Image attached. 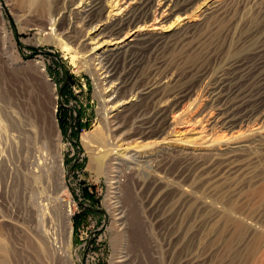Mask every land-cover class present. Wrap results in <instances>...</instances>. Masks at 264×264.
Segmentation results:
<instances>
[{
  "label": "rangeland",
  "instance_id": "1",
  "mask_svg": "<svg viewBox=\"0 0 264 264\" xmlns=\"http://www.w3.org/2000/svg\"><path fill=\"white\" fill-rule=\"evenodd\" d=\"M104 1L106 19L134 2ZM161 4L111 40L78 32L65 0H0V264H264V0ZM107 50L125 96L104 109ZM122 152L137 160L113 186Z\"/></svg>",
  "mask_w": 264,
  "mask_h": 264
},
{
  "label": "bare ground",
  "instance_id": "2",
  "mask_svg": "<svg viewBox=\"0 0 264 264\" xmlns=\"http://www.w3.org/2000/svg\"><path fill=\"white\" fill-rule=\"evenodd\" d=\"M83 1L84 0H65V2L68 5L67 12H68V17L71 20L70 21L71 24H73L75 29L76 28L78 29V30L76 29L78 32H83V33L87 29H91L93 27L96 28L98 25H100L99 26V32L96 35L97 38H100V37L101 38H110V39L112 38L111 40H113V39L120 38V36L124 32L132 30L134 27L139 25L142 21L144 22V20H146L150 16V14H153V13L157 12L158 5H160L161 2L163 4V7L168 11V16L167 17H170V16L172 17L174 14H176V12L182 11L183 8H185V7H193L196 3H198L199 0H134L133 5H132V7L130 8V10L128 12H125L120 17L107 18V19L104 18V16H103V11L105 9V1L104 0H88V1H85L84 4L81 5V3H83ZM76 4H78L80 6L76 7ZM217 7H218V3L217 2H213V1L209 2L207 8L202 11V14H201L202 15V19L204 17H206L207 15H208V19H209L211 17V15H213V13L215 12ZM138 35H135V34L132 35L133 36L132 39L130 41H128L124 45V48H128L129 49L131 47L136 46L137 43H139L142 40V38H143V37L142 38L139 37ZM83 37H84V35L82 36V38ZM82 45L87 46L85 39L82 40ZM98 56H99V58H98L99 64L101 65V68H102V71H103V74H104L103 82L105 84H112V85H110V87H112L110 94H108V93L105 94V92L102 93V98L103 99L102 98L101 99H102V102H103V108L105 109L108 106L109 103H114V101L117 100V99H119V101H121L122 98H124V96H125V94H124L125 86L123 85V82H118L120 80V77H119L120 74L117 71L116 65L110 61L111 60V58H110L111 57L110 50L109 51L108 50L107 51H102V53H99ZM130 77H131V80L133 81L132 83H130V84H132V88L133 89L137 88L136 85L139 84V83H137L138 79L136 77H133V75L129 76V78ZM216 83H218V82L216 81L215 85H216ZM155 85H156V83H155ZM148 88L150 89L147 92L148 94H150L153 90H155V88L153 86L149 87V85H148V87L145 88V89H148ZM216 89H217V86H216ZM142 99H143V97H142ZM177 104H178V102H177ZM103 117H104V120H106L108 126L110 127V129H109V133L110 134L114 133V136H117V134L120 133V134H118V137H117L118 139L116 140V143H117V141L126 143L130 139V137H132V135H134V132L130 133L128 131H122V129L125 128L124 127V120H120L121 117L123 118V116L118 115V113H115L114 115L113 114L110 115V113L106 112V113H103ZM51 119H53L52 121L54 122V127L56 128L54 117H51ZM174 120H175L174 118H173L172 121H170V119H169L168 123L166 121V125H165L164 129L161 130L162 129L161 128L159 133H162V134L166 133V129L173 124ZM231 122H234V121L231 120ZM235 122L232 123V124H235ZM158 124L160 125V123H158ZM140 127L142 128V126H140ZM261 129H263V128H261L259 125L256 124L254 130L255 131H261ZM144 133H146V131L142 130V132L140 131L139 134H144ZM147 133H149L148 130H147ZM135 135H136V133H135ZM238 135L239 134H237L235 136H230L229 138L224 137L225 139L223 141H227L228 139L229 140H234V138L239 137ZM114 136H112V137H114ZM242 136H240V138ZM114 140H115V138H114ZM114 145L116 146V144H114ZM119 147H120V145H119ZM240 147H243V146H240ZM122 155L123 156H118V157L114 158L115 161L113 163L110 162L107 165V170H108V173H109L108 178L110 179V181H112L110 184L113 185V186H114V184H119L120 181L117 178L121 174H123L124 165L129 166L130 165L129 161L130 162H132V161L136 162V160H137L136 155L134 153H132V152H128L127 155H126V152H122ZM118 159L120 161L116 162V160H118ZM57 161H58L59 166H60L59 168H61V170H63L62 169L63 168L62 167V162H61V159H60L59 155L57 157ZM132 167L133 166H130L128 168L130 169ZM62 184L63 183L61 182V185ZM61 187L63 188V185ZM63 201L64 200L62 199L60 202L62 203L63 207L65 206V208H66V204H64ZM58 202H59V200H58ZM116 203H118V202H116ZM123 216L124 215L121 213V215L117 218L118 220H114V221L117 223L118 227L120 228V231L123 232V233H126V231H127L126 220H121L123 218ZM65 221H66L65 223L67 224V231H68V229L71 231L72 230L71 229V227H72L71 219H70V215L66 212V210H65ZM71 233H72V231H71ZM43 237L45 238L46 242L50 244L51 241H50L49 233H44ZM60 254H61L60 258H61V260H63L64 255L62 253H60ZM65 255H66V257H69L68 253L65 254ZM69 260H71V259H69Z\"/></svg>",
  "mask_w": 264,
  "mask_h": 264
},
{
  "label": "water",
  "instance_id": "3",
  "mask_svg": "<svg viewBox=\"0 0 264 264\" xmlns=\"http://www.w3.org/2000/svg\"><path fill=\"white\" fill-rule=\"evenodd\" d=\"M63 87H61L60 89H59V92L61 93L62 92V89ZM60 99H62V96L60 95Z\"/></svg>",
  "mask_w": 264,
  "mask_h": 264
},
{
  "label": "trees",
  "instance_id": "4",
  "mask_svg": "<svg viewBox=\"0 0 264 264\" xmlns=\"http://www.w3.org/2000/svg\"><path fill=\"white\" fill-rule=\"evenodd\" d=\"M66 87H67V84L64 86V88H63V93L65 92V90H66Z\"/></svg>",
  "mask_w": 264,
  "mask_h": 264
}]
</instances>
